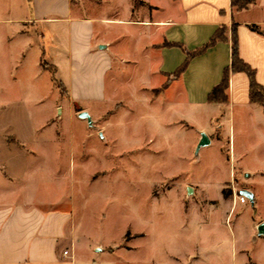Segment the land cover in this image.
Listing matches in <instances>:
<instances>
[{
	"label": "crops",
	"instance_id": "obj_1",
	"mask_svg": "<svg viewBox=\"0 0 264 264\" xmlns=\"http://www.w3.org/2000/svg\"><path fill=\"white\" fill-rule=\"evenodd\" d=\"M141 1L136 6L132 0H123L122 13L115 15L94 10L85 0H0V264H132L130 241L145 236L144 232H126L118 244L93 237L82 212L87 204L62 190L50 196L45 179L52 176L46 163L60 158L63 145L76 144L74 123L81 129L95 127L97 114L104 113L96 105L109 106L113 101L117 60L140 65L141 55L149 61L145 83L152 77L162 81L160 86L151 82L140 86L146 98L155 95L154 105L171 103L170 90L195 107L217 108L213 129L235 117L241 137L235 151L238 164L230 169V180L221 182V195L205 199L207 210L214 211L220 201L225 202L227 221L241 203L224 188L236 172L245 182L241 189L251 191L253 204L259 207L257 215L236 219L230 227L231 238L226 232V240L216 245L218 252H211L216 246L210 232L198 238V250L190 237L187 260L192 264H215L214 259L216 264H264V235L258 230L264 222V197L258 189V184L264 185V103L251 101L250 78L244 71L230 73L227 102L208 100L232 62L233 25L239 56L264 87V34L249 26L264 29V0H254L241 10H235L231 0H169L168 9L158 2ZM220 29L225 38L193 56L186 70L175 76L187 53L202 47ZM119 37L127 41L123 52L116 47ZM51 92L59 98L56 107L66 108L73 124L68 139L66 132L48 120L40 127L34 125L39 111H30L29 104ZM20 110L31 113L25 125L14 120ZM82 112L89 114L92 124ZM7 113L13 118L4 122ZM249 131L251 145L243 141ZM203 134L208 138L206 145L214 142L201 127L196 143ZM249 159L260 163V168L248 165ZM190 189L169 193L187 204L200 192L198 186L193 185L192 194ZM202 209L198 206L197 211ZM172 243L177 249L168 252L165 264H179L177 239Z\"/></svg>",
	"mask_w": 264,
	"mask_h": 264
},
{
	"label": "rangeland",
	"instance_id": "obj_2",
	"mask_svg": "<svg viewBox=\"0 0 264 264\" xmlns=\"http://www.w3.org/2000/svg\"><path fill=\"white\" fill-rule=\"evenodd\" d=\"M85 1L92 9L108 14L123 11V0ZM132 1L136 6L142 4L141 0ZM147 1L158 2L166 9L170 4L169 0ZM124 42L125 39H117L119 52L127 46V41ZM139 57H142L140 65L117 60L118 80L111 92L113 101L109 106L96 105V110L104 113L97 114L95 127L81 129L74 123L76 144L74 147L63 145L60 158L46 163L52 176L45 179V187H50L52 197L54 191L62 190L76 197L77 202L87 204L88 208L82 212L88 228L93 237L103 242L118 244L124 241L126 232L129 235L144 232L145 236L130 241L132 264H139V260L143 264L162 261L165 264L168 252L177 249L172 243L175 239L179 264H192L191 259L187 260L191 250L188 246L190 237H194V249L198 250V238H206L210 232L216 246L226 240V232L231 238L230 227L239 216L246 218L259 211V207L248 200L245 205L239 203L226 221L225 202L220 201L214 211L207 210L205 203V199L221 195V182L230 180V169L237 167L235 151L241 142L240 131L235 126L234 116L225 119L222 128L213 129L218 117L217 108L195 107L188 98L175 96L176 93L170 90L167 93L171 103L154 105L155 95L152 93L146 98L140 90L145 83L149 61L142 55ZM152 79L145 84L161 85L162 81ZM58 99L51 92L40 102L29 104V109L39 111L34 116L36 127L48 120L53 127L58 126L61 132H66L68 139L67 131L73 124L67 109L56 107ZM30 111L20 110L14 120L19 119L25 125L32 119ZM11 118L12 114L7 113L2 120L9 122ZM88 121L92 124V119ZM201 127L214 139L212 144L200 146V141L196 143ZM49 128L51 126L48 131ZM243 141L251 145L250 131ZM247 164L254 168L261 166L250 159ZM244 183L240 173L236 172L224 188L235 197ZM193 185L198 186L200 192L187 204L181 202L176 193H169L189 186L192 194ZM258 189L264 197V185L258 184ZM154 197L161 200H151ZM198 206L203 209L197 211ZM217 246L211 252H218ZM214 261L216 264V259Z\"/></svg>",
	"mask_w": 264,
	"mask_h": 264
},
{
	"label": "trees",
	"instance_id": "obj_3",
	"mask_svg": "<svg viewBox=\"0 0 264 264\" xmlns=\"http://www.w3.org/2000/svg\"><path fill=\"white\" fill-rule=\"evenodd\" d=\"M254 0H231L232 7L235 10H241L247 8L251 3H253ZM252 30L258 31L262 34H264V29H262L260 26L256 24L249 25ZM224 30L220 29L218 30L212 38L204 44L199 49L188 52L187 57L184 61V63L178 68V70L175 72V76H179L181 73H183L191 58L197 54H200L204 52L209 47L215 45L219 40L224 39ZM237 71H244L248 74L250 78V99L252 102L257 103H264V87L260 85L255 78V70L245 61H243L238 53V39L236 34V25H233V37H232V62L229 67H227L224 70L223 78L221 82L216 85L212 91L209 93L208 100L211 102H227L228 101V95H227V89L229 87V77L231 72H237ZM224 193H226V190H224ZM227 194V193H226Z\"/></svg>",
	"mask_w": 264,
	"mask_h": 264
},
{
	"label": "water",
	"instance_id": "obj_4",
	"mask_svg": "<svg viewBox=\"0 0 264 264\" xmlns=\"http://www.w3.org/2000/svg\"><path fill=\"white\" fill-rule=\"evenodd\" d=\"M81 116L82 117H87L89 120H91L90 116H89V114L87 112H82ZM207 143H208V138H207L206 134H203L202 139L200 141V146L201 145H205ZM240 193L244 194L245 196H247L248 199L252 202V204L254 203V194L251 191H249L248 189H241ZM258 230H259V233L261 235H264V222L259 225Z\"/></svg>",
	"mask_w": 264,
	"mask_h": 264
},
{
	"label": "built area",
	"instance_id": "obj_5",
	"mask_svg": "<svg viewBox=\"0 0 264 264\" xmlns=\"http://www.w3.org/2000/svg\"><path fill=\"white\" fill-rule=\"evenodd\" d=\"M235 195H237L238 200H239V202H241V203H247L248 200H249L248 197L245 196L244 194L236 193ZM66 252H67V251H66Z\"/></svg>",
	"mask_w": 264,
	"mask_h": 264
}]
</instances>
